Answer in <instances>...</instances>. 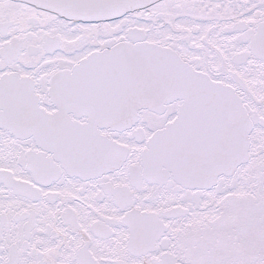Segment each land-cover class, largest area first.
Here are the masks:
<instances>
[{
  "label": "snow or ice",
  "instance_id": "1",
  "mask_svg": "<svg viewBox=\"0 0 264 264\" xmlns=\"http://www.w3.org/2000/svg\"><path fill=\"white\" fill-rule=\"evenodd\" d=\"M0 264H264V0H0Z\"/></svg>",
  "mask_w": 264,
  "mask_h": 264
}]
</instances>
